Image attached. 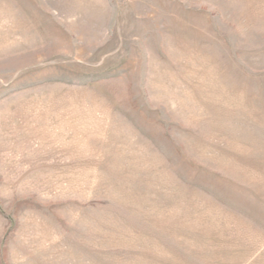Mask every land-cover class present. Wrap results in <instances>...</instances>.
Instances as JSON below:
<instances>
[{
	"label": "rangeland",
	"instance_id": "obj_1",
	"mask_svg": "<svg viewBox=\"0 0 264 264\" xmlns=\"http://www.w3.org/2000/svg\"><path fill=\"white\" fill-rule=\"evenodd\" d=\"M0 264H264V0H0Z\"/></svg>",
	"mask_w": 264,
	"mask_h": 264
}]
</instances>
